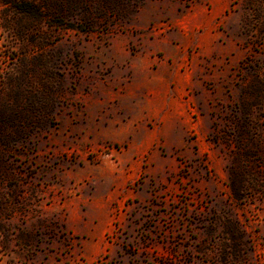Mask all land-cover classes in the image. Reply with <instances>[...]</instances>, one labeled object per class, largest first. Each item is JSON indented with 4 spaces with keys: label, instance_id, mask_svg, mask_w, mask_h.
Here are the masks:
<instances>
[{
    "label": "rangeland",
    "instance_id": "rangeland-1",
    "mask_svg": "<svg viewBox=\"0 0 264 264\" xmlns=\"http://www.w3.org/2000/svg\"><path fill=\"white\" fill-rule=\"evenodd\" d=\"M0 264H264V0H0Z\"/></svg>",
    "mask_w": 264,
    "mask_h": 264
},
{
    "label": "trees",
    "instance_id": "trees-1",
    "mask_svg": "<svg viewBox=\"0 0 264 264\" xmlns=\"http://www.w3.org/2000/svg\"><path fill=\"white\" fill-rule=\"evenodd\" d=\"M18 9H20V10L23 11V12H26L28 8H26L25 5L20 4V5L18 6Z\"/></svg>",
    "mask_w": 264,
    "mask_h": 264
}]
</instances>
